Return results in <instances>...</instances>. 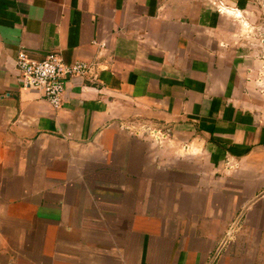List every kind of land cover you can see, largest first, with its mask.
<instances>
[{"label":"crops","instance_id":"0c3cea01","mask_svg":"<svg viewBox=\"0 0 264 264\" xmlns=\"http://www.w3.org/2000/svg\"><path fill=\"white\" fill-rule=\"evenodd\" d=\"M260 5L0 0V264H264ZM21 50L92 72L55 108Z\"/></svg>","mask_w":264,"mask_h":264},{"label":"built area","instance_id":"2783aa9c","mask_svg":"<svg viewBox=\"0 0 264 264\" xmlns=\"http://www.w3.org/2000/svg\"><path fill=\"white\" fill-rule=\"evenodd\" d=\"M218 10L222 12L221 8ZM262 31L259 34L262 38L261 41L264 42ZM262 54L264 57V51L259 56ZM16 66L23 86L40 92L55 108H60L63 105L64 94L70 78L86 77L92 72V64L83 60L66 63L58 52H50L44 59L39 60L30 56L26 50H21L16 59ZM256 82L261 92L264 93V64L259 68ZM145 131H148V135L158 143L171 137V132L168 129L157 130L144 127L143 133ZM135 132L136 134L140 133L137 130Z\"/></svg>","mask_w":264,"mask_h":264},{"label":"rangeland","instance_id":"374dc122","mask_svg":"<svg viewBox=\"0 0 264 264\" xmlns=\"http://www.w3.org/2000/svg\"><path fill=\"white\" fill-rule=\"evenodd\" d=\"M260 4H261L260 5L261 11H260L259 18H258V21H260V22L257 23V30L251 32L250 30L246 29V32H247L246 38L252 39V44L258 46L259 54L264 51V42L261 41L262 38H261V35L259 34V32L264 30V0H260ZM248 32H251V33H248ZM262 33H264V31H262ZM259 57H260L261 66H262L264 64L263 54ZM261 57H262V59H261Z\"/></svg>","mask_w":264,"mask_h":264}]
</instances>
